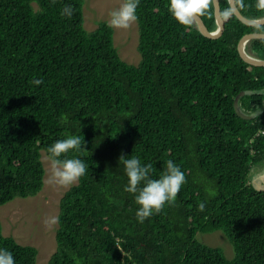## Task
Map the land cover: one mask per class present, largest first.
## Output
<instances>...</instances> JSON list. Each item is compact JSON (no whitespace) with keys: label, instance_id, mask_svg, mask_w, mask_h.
Instances as JSON below:
<instances>
[{"label":"trees","instance_id":"obj_1","mask_svg":"<svg viewBox=\"0 0 264 264\" xmlns=\"http://www.w3.org/2000/svg\"><path fill=\"white\" fill-rule=\"evenodd\" d=\"M247 18L264 17L260 0H234ZM71 4V19L61 16ZM84 0H0V205L36 195L43 186L41 154L66 135L82 134L74 155L88 172L59 199L56 249L46 264H264V189L251 181L264 166V117L242 118L264 102V66L244 61L239 40L264 33L241 22L219 0L224 27L216 38L195 21L178 23L168 0H140V60L124 61L113 28L83 26ZM200 16V15H199ZM216 28L214 7L200 16ZM246 52L264 59V38ZM34 79L43 84L34 85ZM121 154L151 162L171 159L185 172L173 205L143 223L123 191ZM205 203L201 211L200 203ZM221 230L234 248L196 239ZM16 264H36L37 249L3 235Z\"/></svg>","mask_w":264,"mask_h":264},{"label":"clouds","instance_id":"obj_2","mask_svg":"<svg viewBox=\"0 0 264 264\" xmlns=\"http://www.w3.org/2000/svg\"><path fill=\"white\" fill-rule=\"evenodd\" d=\"M210 4L211 0H168L167 8L178 23L191 25L194 17L206 14ZM139 5L140 0H121L119 7L109 13L108 26L128 28L138 20ZM258 7L264 8V0H260ZM60 14L71 19L74 14L72 5L64 4ZM33 84L41 85L43 80L34 79ZM258 94L264 95V89L258 90ZM251 115L254 118L264 117V102L256 105ZM85 145L86 141L82 134H72L56 139L47 147L46 158L51 166V182L61 186H72L87 174L89 165L80 156L73 154L85 149ZM118 162L123 164L127 177L123 191L132 195L138 205L135 216L139 223L158 214L166 205L175 204L178 193L186 183L185 172L171 159L166 161V167L159 173L151 162H143L136 155L121 154ZM198 207L203 211L205 203H200ZM57 222L58 217L45 221L46 224ZM0 264H16L15 256L10 249L0 247Z\"/></svg>","mask_w":264,"mask_h":264},{"label":"rangeland","instance_id":"obj_3","mask_svg":"<svg viewBox=\"0 0 264 264\" xmlns=\"http://www.w3.org/2000/svg\"><path fill=\"white\" fill-rule=\"evenodd\" d=\"M121 0H84L83 26L92 31L100 22L108 23L109 13L119 7ZM113 42L120 57L129 64L140 60L137 50V21L126 29L113 28ZM45 153L41 154L44 166L43 186L33 196L15 197L0 205V223L3 235L12 236L22 245H31L37 249L36 264H46L56 249L55 229L57 224L48 223L57 217L59 199L69 186H61L51 182V166ZM264 166L253 172L250 181L256 187H264ZM196 239L210 247L222 249L225 257L234 258V248L221 230L198 231Z\"/></svg>","mask_w":264,"mask_h":264},{"label":"water","instance_id":"obj_4","mask_svg":"<svg viewBox=\"0 0 264 264\" xmlns=\"http://www.w3.org/2000/svg\"><path fill=\"white\" fill-rule=\"evenodd\" d=\"M228 2H229L231 10L233 11L235 16L241 22H243L247 25H252V26L264 24V17L256 18V19L247 18L238 10L237 6L235 5L234 0H228ZM212 3H213V7H214V17H215V24H216L215 30L208 31L206 29L201 17L199 15L194 17V21H195V24H196L198 30L201 32V34H203L204 36H206L208 38L218 37L222 33L223 27H224L223 19L221 18V14H220L219 0H212ZM252 38H264V33L257 32V33L245 34L239 40V43H238L239 54H240L241 58L248 63L254 64V65L264 66V59L253 57V56L249 55L245 50L246 43L248 42V40H250ZM243 93L244 92L242 91L235 97L234 103H233L234 108H235L236 113L240 117L251 118L252 117L251 114L244 113L238 106V98ZM263 175H264V172H263ZM258 188H260V187H258ZM262 189H264V187H262Z\"/></svg>","mask_w":264,"mask_h":264}]
</instances>
